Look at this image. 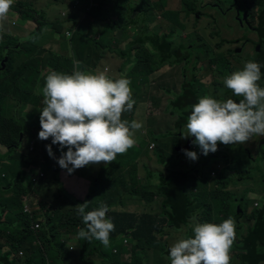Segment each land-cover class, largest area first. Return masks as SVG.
<instances>
[{
  "label": "rangeland",
  "instance_id": "374dc122",
  "mask_svg": "<svg viewBox=\"0 0 264 264\" xmlns=\"http://www.w3.org/2000/svg\"><path fill=\"white\" fill-rule=\"evenodd\" d=\"M80 1L79 7L74 11L75 0H14L7 16L0 19V35L4 34L2 40L7 42L0 52V71H9L4 77V74L0 73V81L18 70L19 76L17 74L15 80L6 85V88L10 93L18 91L27 94L25 98L8 95L6 102L2 104L5 110L1 112L3 121L0 124V140L12 137L13 141L9 148L0 143V184L3 185L0 195H7L5 190L13 193L14 190L9 187L16 184L13 177L21 181V188L18 189L24 193L23 205L8 210L0 217V228L6 229L4 231L11 235L17 234L18 226L22 228L24 223L18 221V212L24 210L31 216H26V224L30 225L32 231L24 239L23 248L19 252H12L9 262L4 261L2 264H171L170 247L180 239L194 238L192 229L195 222L219 224L229 217L234 218L236 224V238L230 249V264H239L235 258V244L241 239V224L253 226L254 212L264 209V136H255L240 145L226 146L218 143L216 152L203 155L199 146L192 143L195 137L183 138L181 135L186 131L185 126L193 105H190L183 124L180 114L168 104L172 95L169 92L164 95L162 91L165 85L179 91L185 78H191L198 94L207 93V96L218 101L231 98L239 102L243 97L233 96L223 81L232 73L242 70L245 62L256 56L258 47L264 49L261 40L264 20L261 19L260 24L257 20V14L261 13L260 7H264V2L256 6L254 0H232L229 3L221 0H178V8L174 6V0H167L165 9L153 6L147 14L137 13L135 10L129 15L133 0H91L88 3L87 0ZM157 2L161 1L149 0L152 5ZM97 3L102 5L103 9L107 7L110 10L109 14L106 13L104 23L96 22ZM120 6H124L123 15L117 16L114 14V7L117 11ZM29 7L33 9L32 12L27 11ZM213 9L224 15L218 16V22L207 18L204 34H212V41L206 36L192 37L197 36L199 23L194 21L191 24V12L198 13L199 16L208 12L216 14ZM231 9L239 17V21L230 13ZM136 17L139 21L147 19L143 25H147L144 29L148 39L143 43L142 23L133 25L131 20ZM153 21L156 23L151 24ZM161 22L163 28L160 36L168 41L170 48L165 54V66L149 75L150 85L147 84V92L152 96L150 103L141 108V94H133V120L137 121L140 111V117L146 123L148 131L147 135H140L143 144L138 146L136 152L142 153L134 159L135 167H128L122 172V178L126 179L128 184L113 190L121 175L115 170L108 180L105 169L94 176L97 173L96 165L85 166L69 174L58 165L56 159L48 155L46 145L51 144V137L48 140L38 138L41 129L40 110L45 107L42 89L46 76L52 71L71 74L74 71L90 73L92 69H96L97 73L101 67H107L109 72H112L113 79L127 78L130 86L132 83V86H135L136 80L132 81L128 73L131 70L132 73L139 72L145 65L147 68L156 67L159 62L160 54L153 51L150 35H158L155 30ZM90 25L93 26L91 31ZM104 26L107 29L99 39L106 44L103 55V47L100 48L91 42L94 27ZM89 31L87 38L79 40L81 35ZM194 40L204 41L205 44H194V49L189 45H181V42L186 41L189 44ZM70 43L77 44L73 46ZM129 48L130 55L127 54ZM216 49L219 51H215ZM121 50L122 53L125 52L124 55ZM202 51V64L198 65ZM243 51L249 58L242 54ZM92 52L97 54L96 59L90 58ZM62 53L73 58L71 64L62 65ZM176 54H182L187 60L177 62L174 58ZM82 55H85L86 59L80 61L78 56ZM257 83L264 88V73H261V79ZM152 99H159V104H154ZM19 123L25 130L32 131L33 137L36 135L31 146L34 151L27 152L26 156L35 159L37 164H27V160L16 157L20 142ZM152 135H156L158 139L156 145L150 147ZM52 149L55 157L59 158L62 151L59 146L54 144ZM182 149L195 151L198 159H189ZM64 150L66 152L67 148ZM164 153L167 156L165 163ZM48 161L51 164L43 177L45 180L30 187L34 182V172L37 178L39 167L43 169V165ZM109 165L111 164L106 168ZM18 167L24 172L18 170ZM163 170L164 178L169 182L174 180L177 185L180 184L181 173L187 175V180L182 182V189L186 200L193 201L194 204L186 209V225L176 224L171 218H167L166 214L172 211L168 207L163 209L164 215L159 217L166 222L155 228L152 236L138 235L134 228L128 235L119 236L118 241H114L116 233L111 232L108 247H104L98 240L88 242L79 237L80 229L86 226L77 215L76 204L85 200L89 201L86 212L106 203L110 209L106 216L113 223L116 222L114 212L128 210L127 216L134 217L135 212L158 210L156 205L161 207L163 197L161 188H165L167 192L166 200H169V193L172 192L173 196L182 202L177 187L172 190L169 183L161 184L160 179L152 175H161ZM246 170L250 171L244 177L242 173ZM252 170H258L256 178ZM25 171L32 173L28 175ZM48 181V184L42 185ZM85 183L93 186V190L97 189L99 195L94 194L88 198L90 188H85L82 193L86 187ZM110 193L111 198L104 199ZM256 193L260 195L258 205H254L255 199H252ZM140 197L153 198V204L148 205L141 201ZM248 198L250 200L245 207ZM35 212H39V215L35 216ZM36 220H40V225L33 223ZM140 222L136 221V224Z\"/></svg>",
  "mask_w": 264,
  "mask_h": 264
},
{
  "label": "clouds",
  "instance_id": "9594fccd",
  "mask_svg": "<svg viewBox=\"0 0 264 264\" xmlns=\"http://www.w3.org/2000/svg\"><path fill=\"white\" fill-rule=\"evenodd\" d=\"M13 3L14 0H0V19L7 16ZM80 3L75 0L74 11ZM104 12L99 10L97 24L106 19ZM101 34L102 31L92 32L91 44L103 47L104 55L105 47L99 40ZM81 36L87 38L89 32ZM96 55L92 52L90 58L96 59ZM261 67L259 62L249 60L242 70L224 79L225 87L233 96L243 97L239 102L204 96L198 103L191 104L182 137H195L192 143L199 146L203 155H208L218 150V143L240 145L255 136H264V88L257 83L264 73ZM95 70L71 74L52 71L46 76L42 89L45 107L40 110L38 138L48 140L51 137V144L46 145L48 155L69 174L85 166L115 161L117 154L125 153L135 144L134 133L142 128L141 122L133 120L129 125L128 121L121 120L122 113L131 111L135 104L130 81L113 79L111 71L106 75L104 72L96 74ZM54 144L62 150L59 158L53 152ZM32 145H26L27 151L21 153L33 151ZM155 145L151 143L150 147ZM182 151L189 159H198L195 151ZM35 184L37 186V179ZM88 202L76 204L77 215L86 226L78 235L88 242L95 239L108 247L109 234L115 231L114 223L106 216L109 206L101 203L98 208L86 212ZM192 231L194 238L180 239L170 247L171 264H230V249L236 238L234 218L229 217L219 224L195 222Z\"/></svg>",
  "mask_w": 264,
  "mask_h": 264
},
{
  "label": "trees",
  "instance_id": "16d2710c",
  "mask_svg": "<svg viewBox=\"0 0 264 264\" xmlns=\"http://www.w3.org/2000/svg\"><path fill=\"white\" fill-rule=\"evenodd\" d=\"M133 4V8L131 10V12L129 13V15L137 10V13H146L147 11L152 9L153 6H158L160 4V2H157L156 4H150L149 0H133L132 1ZM146 6V7H145ZM103 9L102 5L98 6V12L99 10ZM123 9L124 6H120L118 7L117 11L114 7V14L117 16H122L123 15ZM104 12V16H106V13L109 14L110 10L109 8H104L103 9ZM27 11L32 12L33 9L31 7L28 8ZM96 11L97 8H95V15H96ZM136 13V14H137ZM99 14H97L98 16ZM96 16V17H97ZM132 23L133 25H138L140 22L143 25V22H145L147 19L144 20H137L136 18H132ZM100 23H104L106 22V19H102L99 20ZM145 26L147 27V25H143V33H144V37L142 40V43L145 42L148 39V36H146V30L144 29ZM90 28L93 29V26L90 25ZM117 28V26H116ZM107 29V27H100V28H96L94 27V30H92V32H97V31H102V33H105V30ZM41 30V28L39 29ZM91 31V29H90ZM89 31V33H90ZM264 33V31H263ZM264 36V34H263ZM4 37V34L0 35V52L2 51V47L7 43L6 41L2 40V38ZM151 38V44L153 45L152 49L154 52H159L160 54V59H158V63L157 66L159 65H163L166 61H165V54L167 53L168 49L170 48L168 43H162V37L157 35V34H152L150 35ZM83 39V36L79 37V40ZM108 39V38H107ZM78 40V41H79ZM103 43V42H102ZM15 44V43H12ZM77 44V43H76ZM87 47V46H86ZM123 50H121V54L124 55ZM131 53V48H129L127 50V54L130 55ZM1 54V53H0ZM128 58V56H126ZM96 58V57H95ZM174 58L176 59L177 62L181 63L184 60H187L186 57H184L182 54H176L174 55ZM78 59L80 61L85 60V55L82 56H78ZM92 59V58H91ZM11 60V58H9V61ZM73 61V58L69 57L67 54L62 53V65L65 64H71ZM156 66V67H157ZM156 67H150L147 68L146 65L141 69V71L139 72H133L132 70L128 73V77H130L133 80H136V84H144L146 83V81L149 78V75L153 72V69H156ZM261 70L264 71V59L262 61V67ZM1 75H3L2 77L6 76L9 71L8 70H2L0 71ZM18 74V70L11 76L6 77L5 79L0 81V124L3 121V117L1 112H3L5 110V108L2 107L3 102H6L8 95H12V96H24V98L26 97V93L25 92H18V91H13V92H8V89L6 88V85L11 84L14 80H15V76ZM19 76V74H18ZM135 77V78H134ZM133 85V83H132ZM131 85V86H132ZM135 88V90H138L136 88V86H132ZM171 91V90H170ZM169 94L172 95V98L169 100L168 104L171 105V107L173 108V110H175L176 112H178L180 114L181 119H183V124H184V119H186L187 115H188V109L190 107V105L192 103L195 102L196 96L198 94V90L195 88V85L193 86V82L191 81V78H185L184 82H183V86L182 88H180L179 91H171L169 92ZM149 96L152 98L151 95L144 93L141 94L139 97V100H143L144 97ZM153 100V99H152ZM159 99L157 100H153L154 104L158 105L159 104ZM5 118V117H4ZM133 120V117H131V121ZM8 122V121H7ZM18 126H21V123L18 124ZM19 131V129H18ZM164 135V134H163ZM21 137V134L18 133V138ZM158 138L156 135H152L151 136V141H156ZM30 139H27V145ZM13 141L12 137H8L5 140H0L1 144H4L6 147H10L11 146V142ZM143 144V142L141 143V145ZM139 149L138 146H132L131 148H129L125 153L123 154H117L116 160L113 162H110L109 165L106 169V172L108 174V180L111 178V175L114 173L115 170H117V174L121 175L118 177V181L116 182V184L114 185L113 190H115L117 187H122L127 183V180L122 178V172L126 170V168L128 167H135V164H133L134 159H136V157H138L142 152H136V150ZM34 151V150H33ZM31 151V152H33ZM30 155V154H28ZM164 155V163H165V159L167 158L166 153L163 154ZM16 157L21 159V160H27V164L31 163V162H35L37 164V161L31 157H28L22 154H18V152L16 153ZM15 161H17L15 159ZM50 164L51 162L48 161L46 164L43 165V169L41 167H39V171H38V175L36 178V173L34 172L32 179L34 182H32L30 184V187L34 186L35 184V178L38 180V183L41 180H45L43 179L44 175L48 172L49 168H50ZM171 166V165H170ZM170 166L167 167V169L170 168ZM11 168V167H10ZM8 168V170L10 169ZM104 169V170H105ZM18 170L23 171L22 168L18 167ZM24 172V171H23ZM26 174L30 175L31 173L26 172ZM155 175L157 178L160 179V183L161 184H166L169 183L171 189L173 190L175 187H177V190H179L180 192V197L182 199V202H179L177 200V198H175L172 194V192L169 193V200H166V190L165 188H161V193L163 194V197L161 198V207H159L158 205H156V207H158V210H153V209H149V210H145L142 211L141 213L135 212L136 216L134 217H128V210H122L121 212H114V216H115V220L116 222H114L115 226L117 227V231L116 234L114 236V241H118L119 236L122 235H128V233L136 228V233L138 235L144 236V237H149L152 236L154 233V229L155 228H159L161 223H165L166 220H160L159 217L164 215L163 209H167L168 207H170L172 209L171 212H168V214H166L168 217L167 218H171L172 221H174L176 224L182 225V224H187V217L186 216V209L190 208L194 202L193 201H187L185 196H184V192L182 189V182L184 183L187 180V175H182V178L180 180V184L177 185L178 183H176L174 180H171L170 182L168 181L167 178L165 177V170H163L162 174H152ZM14 182L16 183L15 185L11 184L9 187H11V189H13V193H9V190H5V192L7 193V195L2 196L0 195V217H2L8 210L16 207V206H22L23 205V193H21L18 189V187L21 188V181L16 178L13 177ZM148 184V182H146V185ZM42 185H45V183H43ZM40 185V186H42ZM3 185L0 184V189L2 188ZM8 187V188H9ZM112 190V191H113ZM22 196V199H21ZM111 198V193L108 196H105L104 199H110ZM171 199V200H170ZM141 201H145L148 205L153 204L154 199L152 198H146V197H140ZM198 199H195V201ZM39 212H35V216H38ZM47 213V212H45ZM30 216L29 214H27L26 212H24V210H21L20 212H18V221L19 222H24L23 223V227L19 228L18 226V231L17 234L13 233L11 235V233H8L4 230L6 229H1L2 231H0V238H2V241H0V264H2L4 261L5 262H9V258L13 255L12 252L17 251L19 252V250L21 248H23L24 246V239L31 234V230H30V225L26 224V216ZM41 216V214H40ZM31 217V216H30ZM253 218L255 221L253 226H251L250 231L247 232L244 241L241 244H238V242L235 244L236 249H241L243 248L244 250H246V253L241 254L237 259L239 264H264V209L259 210L257 213L254 212L253 214ZM47 219V218H46ZM12 221V220H11ZM136 221H141L139 224H136ZM40 220H36L33 223L34 224H39ZM6 227H9L8 225H4ZM39 227V226H38ZM23 232H25L24 234H22ZM24 235V236H23ZM10 242V243H8ZM86 249H87V245H86ZM21 259V256L18 257V260ZM131 264H136L135 262L131 263Z\"/></svg>",
  "mask_w": 264,
  "mask_h": 264
},
{
  "label": "crops",
  "instance_id": "0c3cea01",
  "mask_svg": "<svg viewBox=\"0 0 264 264\" xmlns=\"http://www.w3.org/2000/svg\"><path fill=\"white\" fill-rule=\"evenodd\" d=\"M160 1L161 2L158 5V7L165 9L166 6L168 5V1L167 0H160ZM215 1H219V0H205L204 2H215ZM221 1H224V2L229 3L232 0H221ZM262 1L264 2V0H254L256 6H259L260 4H262ZM173 3H174V6L175 7H178L179 8V2H178V0H174ZM175 10H177V9H175ZM233 16L235 17L236 21H239V17L237 16L236 13H234ZM177 17L179 18L180 16L178 15ZM209 17L210 16H207L204 13H202L201 16H199L198 13H191V16H190L191 24H193L194 21H197L199 23L198 24L197 36H192V37L198 38L200 36H203V37L206 36L209 39V41H212L211 40L212 39L211 38L212 34H210L209 32H207V35L204 34V31L206 30L205 29V26L207 24V18H209ZM232 18L233 17L230 16V19H232ZM148 20H150V19H148ZM215 22H218V21H215ZM153 23H156V21L151 22V24H153ZM190 27H191V25H190ZM162 28H163V24L161 22L159 24L158 28L155 30L156 33H158L159 36L161 35V29ZM161 39H164V38H161ZM106 40H108V39H106ZM162 43H168V41L166 39H164V40H162ZM194 44H200L201 46H203V44H205V42L204 41H201V40L190 41L189 44L186 41L185 42H181V45L182 46L183 45L184 46L185 45H189L190 47H192V49H194ZM72 45L73 46H76L75 44H72ZM102 46L106 47V44H104V42H103L102 43ZM215 51H219V50L216 49ZM194 54H195V52H194ZM263 59L264 58L260 54H258L255 57L251 58L250 60L251 61L259 62L262 65ZM166 64H168V63H166ZM169 65H171V64H169ZM161 66H165V65L163 64V65L157 66L156 69H153L152 74L156 73L158 71L157 69L160 68ZM107 71H109V68H107V67H105V68L101 67V70L99 72H97V73L104 72L107 75ZM261 72H262V70H261ZM147 84L150 85V78H148V80L144 84L137 83L135 86H136V88L138 90H135L134 87L130 86V88L132 90V98H133V94L134 93H140V94L147 93L148 94V92H147L148 85ZM139 90H141V92H139ZM163 90L164 91H162V90L161 91L164 93V95H166L168 92L174 91V90L170 89V87L168 85H165V87L163 88ZM204 96H207V93H199V94H197L196 99H195V102L192 103V104L194 105V104L198 103L199 98L204 97ZM150 101H151V98L149 96L144 97L143 100H139V103L141 104V108L147 106L150 103ZM146 115H147V111H146ZM131 117H134V109H132L131 111H125L124 113H122L121 120L122 121H128L129 122V125H130L131 122L133 121V120L131 121ZM137 121L142 123V128L140 130H138V131H135L134 136H133V138L135 139V144H136V145L134 144V146H136V147L139 146L143 142V141L140 140V135H142V136L143 135H147V131H148V129L146 127V123L140 117V111H139V116L137 118ZM18 129H19L18 133H20V134L22 133L21 134V137L19 138V141L20 142L18 143V151L19 152H26L27 149H28V147L26 146L27 145V139H30L29 142H28V146H30L34 142L33 139H34V137H36V135L33 137L32 131L25 130L22 125L21 126H18ZM152 143H155L156 144V141H153ZM22 155H25V154H22ZM107 165H105L104 162H101L100 164L96 165L97 166V173L94 176L102 173L104 171V169L106 168ZM94 176H92V177H94ZM84 178L86 179V177H84ZM48 183H49V181L48 182H45V184H48ZM85 185H86V187H84V189L82 190V193L85 192V188H87V189L90 188V192L87 194V197L88 198H90L94 194L99 195L97 189L96 190H93L94 189L93 186H91V185L89 186L86 183H85ZM259 197H260V195L258 193H256V195L253 196L252 199H255V202H257L258 199H259ZM250 198H249V200H250ZM255 202H254V204H255ZM249 207H252V206L249 205ZM116 231H117V227L115 226V231H113L112 233H116Z\"/></svg>",
  "mask_w": 264,
  "mask_h": 264
},
{
  "label": "flooded vegetation",
  "instance_id": "af4514ba",
  "mask_svg": "<svg viewBox=\"0 0 264 264\" xmlns=\"http://www.w3.org/2000/svg\"><path fill=\"white\" fill-rule=\"evenodd\" d=\"M260 9H261V13L260 14H257V20L259 21V24L261 23V19H263L264 20V7H260ZM213 11L216 13V14H214V13H211V12H208L207 14L206 13H204L205 15H207V16H210L209 18H213L215 21H217L218 20V16H220V15H224V14H221V13H218L215 9H213ZM191 13H193V12H191ZM230 13L231 14H234L235 12H234V10L233 9H231V11H230ZM202 14V13H201ZM232 16V15H231ZM234 23H236V21L234 20ZM263 32H262V34H261V40L263 41L264 40V36H263ZM227 37H228V35H227ZM229 41V40H228ZM229 42H233V41H229ZM263 43H264V41H263ZM101 44V43H100ZM234 51H236V50H234ZM203 51H202V54L200 55V58H199V61H198V65H200V64H202V55H203ZM242 54L244 55V56H247L248 57V54L246 53V52H242ZM258 54H260L263 58H264V49H262L261 47H258V51H257V53H256V55H258ZM253 57H255V56H252V58ZM195 58H196V55H195ZM249 58V57H248ZM249 59H251V58H249ZM250 170H246L244 173H242V176H244L245 177V175L249 172ZM253 171V174H254V177L256 178V174H257V172H258V170H252ZM248 202H249V198L246 200V204H245V207L248 205ZM249 228H251L250 226H247L246 224H244V223H242L241 224V234H240V237H241V239L240 240H238V244H241L243 241H244V239H245V236H246V234H247V232L248 231H250V229ZM236 256H235V258H238L241 254H243V253H246V250H244L243 248H241V249H236Z\"/></svg>",
  "mask_w": 264,
  "mask_h": 264
},
{
  "label": "built area",
  "instance_id": "2783aa9c",
  "mask_svg": "<svg viewBox=\"0 0 264 264\" xmlns=\"http://www.w3.org/2000/svg\"><path fill=\"white\" fill-rule=\"evenodd\" d=\"M255 205H258V202H255ZM22 252H20V255H21Z\"/></svg>",
  "mask_w": 264,
  "mask_h": 264
}]
</instances>
